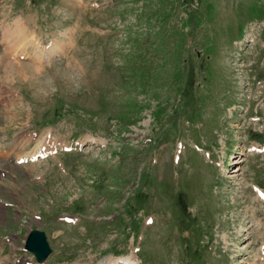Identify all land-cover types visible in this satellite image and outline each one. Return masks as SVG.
I'll return each mask as SVG.
<instances>
[{"label":"rangeland","instance_id":"rangeland-1","mask_svg":"<svg viewBox=\"0 0 264 264\" xmlns=\"http://www.w3.org/2000/svg\"><path fill=\"white\" fill-rule=\"evenodd\" d=\"M260 148L264 0H0V264H264Z\"/></svg>","mask_w":264,"mask_h":264},{"label":"water","instance_id":"water-1","mask_svg":"<svg viewBox=\"0 0 264 264\" xmlns=\"http://www.w3.org/2000/svg\"><path fill=\"white\" fill-rule=\"evenodd\" d=\"M25 247L33 252L38 261H44L51 254L52 248L44 230L34 229L29 233Z\"/></svg>","mask_w":264,"mask_h":264},{"label":"bare ground","instance_id":"bare-ground-1","mask_svg":"<svg viewBox=\"0 0 264 264\" xmlns=\"http://www.w3.org/2000/svg\"><path fill=\"white\" fill-rule=\"evenodd\" d=\"M24 145H25V143H24ZM150 221H149L150 223H147V224L145 223V226H147V227L152 226L153 227L154 226V221L151 220V219H150ZM107 262H108V264H140L139 259L134 254L133 255L131 254L130 256H126V257H123V258H120V257L119 258H115V259L114 258L113 259L112 258H108ZM79 264H84V263H79ZM92 264H96V263H92Z\"/></svg>","mask_w":264,"mask_h":264}]
</instances>
